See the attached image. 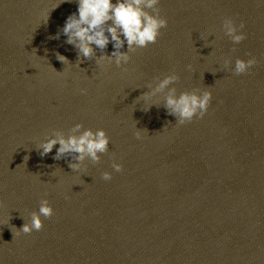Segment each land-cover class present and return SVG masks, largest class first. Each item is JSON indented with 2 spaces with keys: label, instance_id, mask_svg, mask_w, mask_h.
I'll use <instances>...</instances> for the list:
<instances>
[{
  "label": "water",
  "instance_id": "water-1",
  "mask_svg": "<svg viewBox=\"0 0 264 264\" xmlns=\"http://www.w3.org/2000/svg\"><path fill=\"white\" fill-rule=\"evenodd\" d=\"M157 9L167 26L155 44L120 67L83 58L76 67L66 37L50 39L75 0H0V264H264V2ZM225 19L243 24L240 44L224 35ZM250 58L235 75V60ZM173 73L177 95L211 93L203 117L177 124L167 89L137 100ZM75 124L110 142L78 172L69 157L53 159L59 145L43 158L37 149ZM42 199L53 208L42 229L13 235Z\"/></svg>",
  "mask_w": 264,
  "mask_h": 264
},
{
  "label": "clouds",
  "instance_id": "clouds-1",
  "mask_svg": "<svg viewBox=\"0 0 264 264\" xmlns=\"http://www.w3.org/2000/svg\"><path fill=\"white\" fill-rule=\"evenodd\" d=\"M159 2L160 0H75L76 11L67 16L63 27L50 39L59 40L61 35L66 37L64 43L72 46L76 52V67H79L83 60L89 59H93L98 66L107 63L120 67L129 62V53L155 44L161 30L166 28L167 21L160 17L157 9ZM243 27V24L237 27L231 19H225L222 24L224 35L234 45L240 44L245 39L241 31ZM109 44L113 51L105 55ZM125 46L126 51H122ZM96 50L101 53L99 57H96ZM55 58L63 65L70 64L67 58L58 52L55 53ZM255 63L254 58L236 59L232 71L235 75L244 74ZM225 67H228V61H225ZM177 79L174 73L163 79L157 78L153 82L154 86L147 85L150 91L144 92L137 100H151L158 94L165 93L167 89L166 94L163 95V107L168 115L175 118L177 124L183 125L185 122L192 121L193 118L204 116L211 100V93L203 91L197 94L194 90L177 95L176 89L169 87ZM81 92L83 93V90ZM153 105L156 106L155 103H151L143 110L148 111ZM136 138H141L139 131L136 132ZM109 143L102 129L82 130L81 124H75L67 136L62 132H54L51 137H46L37 149L43 158L51 153L56 145H59L53 159L69 157L73 162H70L68 167L73 172H78L83 170L82 166L86 160L93 164L98 163L100 156L108 151ZM112 169L115 172L122 170L119 163H113ZM102 179L109 181L111 175L105 172ZM52 215L53 208L49 201L42 199L39 202L38 211L31 212L27 221L22 218L24 223L19 230L15 226H11L10 230L17 236L27 235L33 231L38 232L43 227L41 217L48 219Z\"/></svg>",
  "mask_w": 264,
  "mask_h": 264
}]
</instances>
